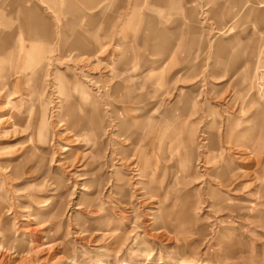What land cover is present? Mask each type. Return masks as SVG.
Masks as SVG:
<instances>
[{
	"label": "rangeland",
	"instance_id": "obj_1",
	"mask_svg": "<svg viewBox=\"0 0 264 264\" xmlns=\"http://www.w3.org/2000/svg\"><path fill=\"white\" fill-rule=\"evenodd\" d=\"M30 1L0 0V264H264V0H33L39 31Z\"/></svg>",
	"mask_w": 264,
	"mask_h": 264
},
{
	"label": "crops",
	"instance_id": "obj_2",
	"mask_svg": "<svg viewBox=\"0 0 264 264\" xmlns=\"http://www.w3.org/2000/svg\"><path fill=\"white\" fill-rule=\"evenodd\" d=\"M90 1L91 0L86 1V3L90 2ZM165 1H168V0H165ZM15 3H17V2H15ZM28 4H30V6H26L25 4L22 5V7H21V13H23L22 16L27 17L29 20H32V22H34L33 23L34 24L33 29L34 30L37 29L39 31V29L42 27V23H44L45 20L40 15H38L37 6L33 0H31ZM0 9L2 12L5 11L7 15H13V18H17V16H18V10H13L11 12V11L4 9L2 6ZM71 9L75 10L74 8H71ZM42 30L44 31L45 29H42ZM47 35H48L47 33L44 34V36H47ZM71 46H73L75 49H81L80 53L81 52L86 53L88 49H92V47L88 43L83 42V41L81 42L80 37H76L74 39V41L72 42ZM5 53L6 54L4 55L3 61L5 60L7 62L10 60V51L6 50ZM43 53H44V51L41 47L39 48L38 46H34V47H31V48L25 50L24 52H22V55H24V54L25 55H30V54L35 55V56H33L34 60H35V57L37 55H43ZM35 62H36V60H35ZM23 63L28 64V63H32V62L31 61L28 62V56H27V58L23 57L18 63L19 66L17 65L16 69H14V70L22 69ZM160 83H162V82H160Z\"/></svg>",
	"mask_w": 264,
	"mask_h": 264
},
{
	"label": "bare ground",
	"instance_id": "obj_3",
	"mask_svg": "<svg viewBox=\"0 0 264 264\" xmlns=\"http://www.w3.org/2000/svg\"><path fill=\"white\" fill-rule=\"evenodd\" d=\"M33 56H35V55H32V54H30V55H28V62L29 61H31L32 62V64H30L29 65V63H28V65H25V66H23V69L24 68H31V70H33V76H35L36 77V74H37V70L39 69V67L41 66V62H42V55H37L36 57H35V60H36V62H35V60H34V57ZM27 61V60H26ZM34 61V62H33ZM40 63V64H39ZM37 64H39L38 66H37ZM33 66H36L34 69H33ZM21 70L20 69H17V71H15L16 73H19ZM31 77V78H34V77ZM9 77V76H8ZM7 77H6V75H4V77L2 78V76H0V91H2L5 87H6V85H7V79H6ZM12 94L13 93H15V92H11Z\"/></svg>",
	"mask_w": 264,
	"mask_h": 264
}]
</instances>
